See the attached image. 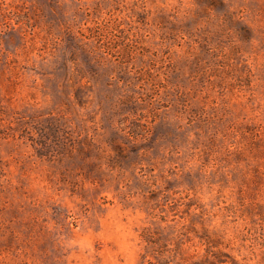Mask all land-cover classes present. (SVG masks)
Returning <instances> with one entry per match:
<instances>
[{
  "label": "rangeland",
  "instance_id": "1",
  "mask_svg": "<svg viewBox=\"0 0 264 264\" xmlns=\"http://www.w3.org/2000/svg\"><path fill=\"white\" fill-rule=\"evenodd\" d=\"M0 264H264V0H0Z\"/></svg>",
  "mask_w": 264,
  "mask_h": 264
}]
</instances>
